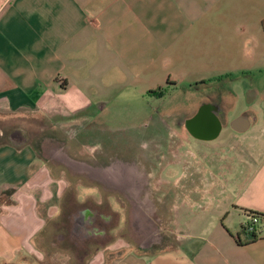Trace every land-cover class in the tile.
Masks as SVG:
<instances>
[{
	"label": "crops",
	"instance_id": "obj_1",
	"mask_svg": "<svg viewBox=\"0 0 264 264\" xmlns=\"http://www.w3.org/2000/svg\"><path fill=\"white\" fill-rule=\"evenodd\" d=\"M263 19L264 0H0V264H40L64 240L103 247L87 207L53 225L70 181L25 139L26 120L51 122L76 160L72 137L106 106L195 85L207 89L191 111L160 116L212 106L213 135L187 148L185 173L199 180L163 216L164 244L111 264H264V223L241 235L249 212L264 215ZM98 250L76 264H105Z\"/></svg>",
	"mask_w": 264,
	"mask_h": 264
},
{
	"label": "rangeland",
	"instance_id": "obj_2",
	"mask_svg": "<svg viewBox=\"0 0 264 264\" xmlns=\"http://www.w3.org/2000/svg\"><path fill=\"white\" fill-rule=\"evenodd\" d=\"M206 89L207 88L203 85H195L190 88H180L178 90L167 89L168 91H165V95L162 99L156 100V98H147V102L139 101L133 104H111L106 106L104 114L95 116L94 121L91 120L86 123L83 129L78 130L79 134L72 137L74 149L77 150L73 156H76V161H82L80 155H82V158L86 157V155H97L101 161L100 163L94 162L93 165L100 166L102 165L101 162L106 159L111 162H118V160L120 162L122 159L123 161H127V159L135 156L142 146L147 152L151 146V136H148V132L141 136L140 132L147 128H154L155 121H150L149 117L156 119L162 114V111L172 112L182 108L191 111ZM187 93L190 94L189 97H187ZM175 114L177 113H174V115ZM24 123L26 127H22V134L25 139L37 149V155L41 159L48 161L53 167V170H56L55 172L57 175L59 174V176L64 177L67 182L70 181L61 199V211L57 218L58 221L53 225L55 226L59 221H64V216L75 208L83 209L87 207L90 209L103 210L101 212H105L106 215L111 214V212L114 211L113 208H116V205L111 204V208L109 209L103 204L101 185L90 184L87 178L82 176L86 175V173L77 172V175H75L71 169L65 167V169H61L58 165H54L53 161L47 159V157L50 158V153L48 151L55 147L54 141H56L57 146H63L64 144L62 143L63 140L60 138L55 140L52 123L46 120L41 121L38 118H30ZM15 124L18 123L15 122ZM172 128H175V126ZM64 140L66 141V139ZM116 144L118 146L120 145V152L115 146ZM53 153L54 151L52 150L51 154L53 155ZM59 154L60 152L57 151L56 157H58ZM135 159H138V157ZM179 172L177 166L174 168L172 166L167 168V170L163 171L160 175L161 179H167L170 182V184L163 187V192H161L162 199H164V206L166 205L164 216L169 215L171 210H173L171 208V202L177 193V186H173L171 181L178 176ZM188 184L191 185L193 183L188 182ZM155 186L156 185L153 184L150 186L147 185V188L149 190L150 187L153 190ZM142 188L143 185L140 186L139 190ZM139 190H136V194H138ZM196 208L198 209V207ZM134 218L136 229H138L137 233L141 234L139 231L146 230V234L148 236L151 235L150 220L143 214L137 215V217L135 216ZM111 223V228H106L107 237L102 241L103 247L107 248L101 247L99 250L90 248L84 253L82 250L71 248L72 244L69 243L68 240H64L62 244H58L61 246L59 249H47L45 254L46 257L40 264H76L78 263L77 260L79 256L83 253L84 257H91L90 255L95 253L96 250L104 253L105 264H111L114 259H118L125 253L138 250V241L133 231L127 228L125 238L121 239L120 231L118 232V228H115L117 216L112 218ZM59 225L62 224L59 223ZM112 227L114 228L112 229ZM52 231L54 232V230ZM56 233L57 232L51 235L49 238L50 242L55 241L54 236Z\"/></svg>",
	"mask_w": 264,
	"mask_h": 264
},
{
	"label": "flooded vegetation",
	"instance_id": "obj_3",
	"mask_svg": "<svg viewBox=\"0 0 264 264\" xmlns=\"http://www.w3.org/2000/svg\"><path fill=\"white\" fill-rule=\"evenodd\" d=\"M201 110L205 116H199ZM211 111L212 106L201 105L193 116H159L156 119L152 117L150 121H155L154 128H147L140 132L141 136L147 132L148 136H151L152 142L149 150L146 152L142 146L140 151L127 161H123L122 158L120 162L119 160L111 162L106 159L101 162L102 165L94 166V162L100 163L101 161L97 155H86L83 158L80 155V159L85 161L91 170L82 176L87 178L90 184L101 185L102 202L106 207L110 209L111 204L116 205V208H113L114 211L108 215L101 212L103 210L87 208V224L91 232L89 237L95 238L97 235L96 237H101L103 241L107 236L106 228H111L112 218L117 216V227L115 228H118V232L120 231V238H125L126 229L129 228L138 241V250L154 251L166 242V233L163 231V214L166 205L164 206L161 192H163V187L170 182L167 179H161L160 175L179 161L181 166L178 165L177 168L180 172L171 181L173 186H177V192H181L180 186L184 185L183 181L188 183L199 180L198 173H185L187 168L185 169L184 166L187 167L188 158L195 159L187 148L189 142L192 144L206 142L209 141L206 139L213 135L215 131L213 122L217 121V116H211ZM173 126L175 128H172ZM181 126L185 127L184 134L180 130ZM54 146V149L51 148L48 151L49 161L57 160L56 153L59 151L57 150L59 146ZM115 146L120 152V145ZM136 157L138 159H135ZM215 157L213 155L212 160ZM76 173L74 174L77 175ZM152 184L156 186L153 190L150 187L148 190L147 185ZM141 185L143 188L139 190ZM136 190H139L138 194ZM141 214L151 222V235L149 236L146 230L139 231L141 234L137 233L134 217ZM102 241H95L94 244L102 246Z\"/></svg>",
	"mask_w": 264,
	"mask_h": 264
},
{
	"label": "water",
	"instance_id": "obj_4",
	"mask_svg": "<svg viewBox=\"0 0 264 264\" xmlns=\"http://www.w3.org/2000/svg\"><path fill=\"white\" fill-rule=\"evenodd\" d=\"M203 110V109H202ZM201 110L199 116H205L204 112ZM56 159L64 162L66 165H68V167L73 171V172H83L88 174L91 170L88 167V165L85 162L79 161V160H74V159H70L68 158L64 153L59 154L58 157H56Z\"/></svg>",
	"mask_w": 264,
	"mask_h": 264
},
{
	"label": "built area",
	"instance_id": "obj_5",
	"mask_svg": "<svg viewBox=\"0 0 264 264\" xmlns=\"http://www.w3.org/2000/svg\"><path fill=\"white\" fill-rule=\"evenodd\" d=\"M264 223V217L259 216L255 212H250L246 216V222L242 225L247 233L257 235L260 226Z\"/></svg>",
	"mask_w": 264,
	"mask_h": 264
},
{
	"label": "trees",
	"instance_id": "obj_6",
	"mask_svg": "<svg viewBox=\"0 0 264 264\" xmlns=\"http://www.w3.org/2000/svg\"><path fill=\"white\" fill-rule=\"evenodd\" d=\"M261 26H262V29H263V31H264V19L262 20V22H261ZM165 91H166V89H162V88H159L158 90H157V92H158V94H160V95H163L164 93H165ZM149 93H155L154 91H150ZM250 213V212H249ZM256 213V212H255ZM259 216H261V217H264V215L263 214H260V213H257ZM241 235H243L244 236V238L246 239V240H254L256 237H257V235L256 234H254V233H247L246 231H245V229L243 228V226H241ZM238 239H239V237H238ZM239 241V240H238Z\"/></svg>",
	"mask_w": 264,
	"mask_h": 264
}]
</instances>
